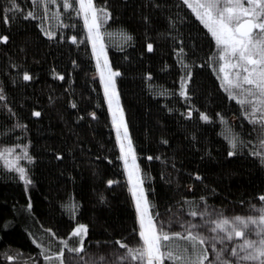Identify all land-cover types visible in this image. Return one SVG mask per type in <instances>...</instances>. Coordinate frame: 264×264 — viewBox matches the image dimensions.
<instances>
[{
  "label": "trees",
  "instance_id": "obj_1",
  "mask_svg": "<svg viewBox=\"0 0 264 264\" xmlns=\"http://www.w3.org/2000/svg\"><path fill=\"white\" fill-rule=\"evenodd\" d=\"M94 3L120 74L122 108L154 218L170 225V234L186 235L195 222L211 229V220L225 216H258L256 209L264 207V97L236 93L243 87L228 91L220 49L183 0ZM4 36L0 264H60L63 241L75 246L78 238L70 233L80 224L88 228L85 251L72 254L117 264L127 256L117 241L131 248L142 241L77 0H0ZM205 209L207 216L201 215ZM210 229L205 235L190 230L209 239ZM168 243L180 258H165V264H187L188 241ZM197 247H208L211 258L210 244Z\"/></svg>",
  "mask_w": 264,
  "mask_h": 264
},
{
  "label": "snow or ice",
  "instance_id": "obj_2",
  "mask_svg": "<svg viewBox=\"0 0 264 264\" xmlns=\"http://www.w3.org/2000/svg\"><path fill=\"white\" fill-rule=\"evenodd\" d=\"M55 2V0H53ZM192 11L201 19L205 26L210 31L215 39V43L220 49L219 59L225 61V64L220 68L224 72V80L229 88H242L243 85L253 86L259 94L264 97V0H195L190 3V0H183ZM79 10L83 13L84 23L88 28L89 33H93V47L95 49L96 42L101 41L100 52H103L102 37L100 36V24L98 23L97 9L94 6V0H78ZM247 5V6H246ZM66 7L71 5L65 3ZM99 11L105 12V9ZM29 16L32 13H28ZM7 36L0 37V40L6 42ZM130 39V37H129ZM75 42V37H73ZM148 50H152V45H148ZM234 58V59H233ZM99 62V53L97 55ZM107 65V61H105ZM240 69L245 75L241 76V72L235 73L236 79H230L226 68ZM118 72L108 69L107 78L101 72V78L104 79L105 93L109 97V105L113 103V98L117 96L115 93V82L113 77L119 76ZM62 78V77H61ZM25 80L31 79L27 74L24 75ZM109 89H112L111 93ZM251 94V89L248 90ZM186 95L185 92L181 93ZM234 98V97H233ZM244 103L243 100L239 101ZM264 103V100L261 101ZM258 111V109H257ZM117 112L120 113L119 120L116 119ZM35 115L39 116L37 112ZM94 115V114H93ZM114 124L116 125L117 137L120 140V150L125 166L128 169L129 180L133 183L132 194L135 198V206L139 212V232L138 235L142 241L139 247L131 248L127 244L117 241V244L126 250L127 256L121 257V264L125 260L131 262H140V264H165V258L168 260L179 259L174 256L170 249L169 241L173 239H184L188 241V246L185 252L191 249V255L187 260V264H205L209 261L208 247L198 248L197 245L210 244L213 251H216V242L225 244L232 241L234 238L242 240V243L233 246L230 250L227 247L216 251L215 260L211 264H234V261L226 258L228 256L236 257L239 261H259V264H264V207L256 209L258 216L251 215L235 216L231 219L221 218L211 220L214 225L210 229L211 232H222V236H213L210 239L201 236L199 233H193L190 229L197 228V225L190 224L189 229H186V235L179 232L169 233L166 231L170 225L154 218L149 212V202L144 193L143 179L139 174V166L136 163V154L132 146V141L128 135L126 123L123 121V113L118 105L113 111ZM202 118L207 120L206 115ZM121 128L123 135L121 136ZM127 141V146L124 141ZM236 139L232 140V147L236 148ZM230 155L233 153H229ZM4 155L0 153V156ZM129 159L131 163H129ZM151 159V157H149ZM11 165V161H7ZM21 178H25V169L19 167L16 169ZM134 178V179H133ZM25 183H31L25 179ZM113 181H109L112 184ZM264 201V196L259 198ZM72 210H75L76 205H70ZM191 216H196L197 212L190 213ZM201 215H209L207 209ZM257 228L259 229L257 231ZM88 228L86 225L80 224L73 229L70 237L78 238L75 246H70L68 240L63 241L64 247L72 254H79L85 251L84 237L87 236ZM254 236H259L260 239H254ZM48 258V257H46ZM60 260V264H64V252L60 251L56 257ZM100 264H103V258L100 259Z\"/></svg>",
  "mask_w": 264,
  "mask_h": 264
},
{
  "label": "rangeland",
  "instance_id": "obj_3",
  "mask_svg": "<svg viewBox=\"0 0 264 264\" xmlns=\"http://www.w3.org/2000/svg\"><path fill=\"white\" fill-rule=\"evenodd\" d=\"M194 2H195V0H190V3H194ZM77 3H78V0H77ZM94 6H95V3H94ZM78 7H79V3H78ZM80 14H81V18L83 19V22H84L83 13L80 12ZM97 17H98V14H97ZM201 22L204 24V22L202 20H201ZM98 23L100 24L99 17H98ZM85 29H86L87 38L89 40V43H90V46H91V50H92V54H93L94 61H95V72H94L93 76L94 77H97L99 79L100 83H101L103 95H104L105 102H106V105H107V108H108V112H109V115H110V120H111V123H112V126H113V130H114V133H115V137H116L117 142H118L119 150H120V140L117 137V130H116V125L114 124V117H113V111L117 107V97H118V105H119V108L122 110V113H123V121H124V123H126V125H127V122H126L124 110L122 108V102H121V98H120V94H119V90H118V85H117V80H116V77L117 76L113 77V80L115 82V93L117 94V96L113 98V103H112L111 106L109 105V97L105 93L104 79L101 78V72H103L104 77L107 78L109 67H110V69L112 71H114V72H117V71H115L113 69L112 65H111V62H110V59H109L108 50H107V48L105 46V43H104V40H103L101 28L99 29V32H100V36L102 37V45H103V52L102 53L100 52V49H101V41L98 40L96 42L95 49H94V47H93V38H94V35H93V33H89L88 28H87L86 25H85ZM98 53H99V62L97 60ZM105 61H107V65L105 64ZM222 63L224 65L225 64V61L222 60ZM225 71H227L229 73V78L230 79H233V80L236 79L235 73L237 71H240L241 72V76L245 75V73H243L240 69H233V68H230L229 67V68H226ZM224 75H225V73L222 72V77H223L224 85L227 87L228 91L232 95H234V92H236L238 90V88H229L226 85V83H225ZM242 87H243V89H241L240 91H237L236 93H241V91H242V92H244V95L247 96V97H252V95H255L256 96V93H258V91L253 86L243 85ZM249 89H251V92L252 93H255V94H251L248 91ZM111 91H112V89H109V92L110 93H111ZM119 118H120V113L117 112L116 119L119 120ZM127 129H128V125H127ZM122 135H123V128H121V136ZM128 135L130 137L129 129H128ZM130 139H131V137H130ZM124 143L127 146V141L126 140L124 141ZM132 146L134 148L133 143H132ZM134 151H135V148H134ZM135 154H136V152H135ZM120 156H121V161H122V165H123L124 172H125V177H126L127 183L129 185V188H130V191H131V194H132L133 183L129 180L128 169L125 166L124 159L122 158L121 150H120ZM136 158H137V156H136ZM129 163H131V160L130 159H129ZM136 163L139 166L137 159H136ZM139 174L141 176L140 167H139ZM143 189H144V186H143ZM144 193H145V189H144ZM145 195H146V193H145ZM132 197H133V201H134V204H135V198H134L133 194H132ZM136 212H137V219H138V224H139V212H138L137 208H136ZM149 212H150V214H152L151 213V209H150V205H149ZM251 216L256 217L255 215H251ZM224 218L231 219V217H229V216H225ZM195 223L197 225V229L199 230V232L200 233L202 232L201 235H205V232L210 229V226L204 225V221H202V222L201 221L200 222H195ZM167 230H168V228H167ZM258 230L259 229L257 228V231ZM222 235H224V233H222V232H217V233H213L212 232V235L210 236V238L213 237V236H222ZM253 238L254 239H257V240L260 239L259 236H254ZM240 243H242V240H240L238 238H234L232 241L226 242L225 244H221L219 242H216V251H219L223 247H227L230 250L233 246H236V245H238ZM216 251H213L212 250L211 258L209 259V261L206 262V264H211V262L215 260ZM225 256H226V258L234 261V264H259V261H239L238 258L228 256L227 253L225 254ZM121 257L122 256H119L117 258V260L115 259L114 260V261H116L115 263L121 264V259H120ZM100 259L101 258H97L94 255H86V254L79 255V256H75L73 254H70L68 251L65 253V256H64V261H65L66 264H100ZM106 260L107 259H103V264L106 262ZM125 261H127V260H125ZM131 264H140V262H131Z\"/></svg>",
  "mask_w": 264,
  "mask_h": 264
}]
</instances>
